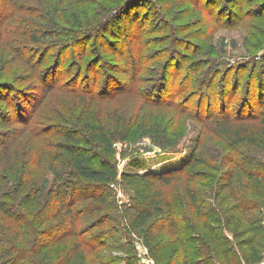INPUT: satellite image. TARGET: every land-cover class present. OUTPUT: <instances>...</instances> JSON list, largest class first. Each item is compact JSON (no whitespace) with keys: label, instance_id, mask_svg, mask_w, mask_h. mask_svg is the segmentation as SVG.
<instances>
[{"label":"rangeland","instance_id":"obj_1","mask_svg":"<svg viewBox=\"0 0 264 264\" xmlns=\"http://www.w3.org/2000/svg\"><path fill=\"white\" fill-rule=\"evenodd\" d=\"M0 94V264H54L80 238L68 264L264 263L263 125L237 121L264 106V0H0ZM84 117L112 136L98 152L118 177L71 234L38 212ZM138 186L174 220L149 242L162 217L132 225Z\"/></svg>","mask_w":264,"mask_h":264},{"label":"trees","instance_id":"obj_2","mask_svg":"<svg viewBox=\"0 0 264 264\" xmlns=\"http://www.w3.org/2000/svg\"><path fill=\"white\" fill-rule=\"evenodd\" d=\"M78 37L80 36L78 35ZM41 38V35L38 36V41L41 40ZM87 38H90V36ZM75 39H77V35H73L71 38L73 41ZM7 95L9 97V94ZM253 117L258 118L263 125L262 130L258 129L257 133L259 132L260 135H264V106L258 116L251 114L248 117H245V119H242V117L237 121L240 122V124H243L244 121L253 120ZM84 118L86 120L83 125L80 126L73 124L71 128L64 131V140L60 144V159H62L64 164H67L70 169L68 172L59 171L55 166H52L53 172L56 174V182L48 191V196L50 197L43 205V209H46H41L38 212V219H40V222L42 223L49 220L65 219L74 227L71 234H78L77 227H79V224L77 220L79 217H82L83 213V210L79 206V201L96 198L100 203H107V196L99 192L102 191L104 186L108 185L112 180L118 177V171L113 163L98 152L100 146L105 151H110L112 149V136L107 131L102 121L92 120L89 117ZM228 120L231 119L229 118ZM122 176L126 179H132V181L146 180L148 184L149 182H152L150 180H159L163 185L171 183V178L169 176L158 175L156 173L142 175L123 173ZM81 184H85L87 187L83 189L80 198L76 196V191ZM90 186H95V188L91 189ZM135 192L139 203L136 208V216L132 219V225L135 228H143L147 221L152 219L155 214L162 217L160 222L152 223L151 226H149L146 232L147 241L149 242L155 236V227H158L157 229L159 231L164 230L169 227V225L173 224L174 220L173 217H167L163 208V199H159L163 198L161 197L163 195L161 189H153L150 193L148 189H139L138 186ZM69 194H71L70 197H68ZM156 195H158V197ZM52 205L54 206L53 212L49 214L46 210ZM85 244L86 242L84 239H76L63 251L60 258L54 264H68ZM87 244L93 248H96L99 245L103 246L101 243L96 245L94 243L92 245L90 242H87ZM250 253L256 255L254 259H257L250 264L256 263L260 256H258L257 251L254 249H252ZM92 263L103 264L102 262H96V259H93Z\"/></svg>","mask_w":264,"mask_h":264},{"label":"built area","instance_id":"obj_3","mask_svg":"<svg viewBox=\"0 0 264 264\" xmlns=\"http://www.w3.org/2000/svg\"><path fill=\"white\" fill-rule=\"evenodd\" d=\"M253 264H264L263 262H256V263H253Z\"/></svg>","mask_w":264,"mask_h":264}]
</instances>
